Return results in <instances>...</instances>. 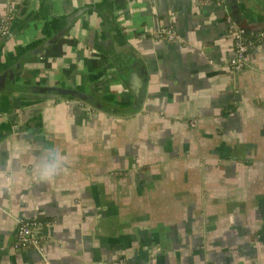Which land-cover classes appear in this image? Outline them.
I'll return each instance as SVG.
<instances>
[{
  "label": "crops",
  "instance_id": "obj_1",
  "mask_svg": "<svg viewBox=\"0 0 264 264\" xmlns=\"http://www.w3.org/2000/svg\"><path fill=\"white\" fill-rule=\"evenodd\" d=\"M7 3L21 26L0 37V67L75 17L17 84L63 83L119 113L9 100L0 264H264V39L235 73L226 22L264 31V0H0V17ZM169 26L178 39L151 36ZM127 51L146 67L138 95ZM21 217L44 223L43 252L12 248Z\"/></svg>",
  "mask_w": 264,
  "mask_h": 264
},
{
  "label": "water",
  "instance_id": "obj_2",
  "mask_svg": "<svg viewBox=\"0 0 264 264\" xmlns=\"http://www.w3.org/2000/svg\"><path fill=\"white\" fill-rule=\"evenodd\" d=\"M44 4H50V0H43ZM81 13V10L77 13L76 16ZM74 14V15H75ZM75 17H69L68 24L64 27L63 30L58 31L56 34L52 35L49 38L38 41L31 47H28L16 60H7L6 65L0 67V115L1 114H10L13 111L12 105L9 104V100H14V108H19L18 97H14L15 93L26 94L27 98H33L36 96H43L46 98H62L65 100H78L80 102H86L90 106L95 107L101 111L107 112L109 114L119 113L113 106H109L106 103H103L98 97L85 92L77 87L67 86L63 83L56 85H41V84H17L15 78L20 77L23 67L31 61L35 56L40 55L46 47L54 43L57 38L62 36L68 28L72 25ZM20 24L12 22L9 26L7 33L2 37V42L11 38L20 28ZM241 26V25H240ZM243 27V26H242ZM245 28V27H244ZM113 61L117 66L118 71L121 73L119 68V59L113 57ZM125 64L127 63L130 71H133L134 76H130L129 79H124L125 85L132 87L134 94L138 95L139 90H141L143 83H146L147 73L146 67L143 63L141 57L133 52L127 51V55L124 56ZM124 78V77H123ZM23 79L26 77L23 76ZM143 94L138 96L139 98L135 101L133 109L139 107V103L143 99ZM20 100V99H19ZM15 108V109H16ZM2 116V115H1ZM11 117V116H10ZM12 118V117H11ZM12 126V127H11ZM20 127L18 125H7L6 123L0 122V142L7 135L11 134L13 131H18Z\"/></svg>",
  "mask_w": 264,
  "mask_h": 264
},
{
  "label": "built area",
  "instance_id": "obj_3",
  "mask_svg": "<svg viewBox=\"0 0 264 264\" xmlns=\"http://www.w3.org/2000/svg\"><path fill=\"white\" fill-rule=\"evenodd\" d=\"M200 3H207L211 0H198ZM223 2V0H218ZM15 15V7L11 3H7L5 10L0 17V37L4 36L9 28V25ZM226 22L228 27V33L232 39L233 43V52L234 55L229 60L230 69L238 73L242 71L247 64L246 61V52L249 45L252 42V38L258 40L264 39V31L261 32H250L247 31L244 27L238 25L232 20L230 16H226ZM154 39L165 38L167 40L173 41L178 39V35L173 29L172 26L167 28H162L159 31H156L151 34ZM44 225L42 221L37 218H25L21 217L17 220V226L15 230V237L12 243V248L15 250H21L26 248H35L40 252H43V247L41 245V239L38 235V230ZM44 255V254H43ZM42 255L43 259L39 264H48L45 257ZM119 264L122 262L119 261Z\"/></svg>",
  "mask_w": 264,
  "mask_h": 264
}]
</instances>
